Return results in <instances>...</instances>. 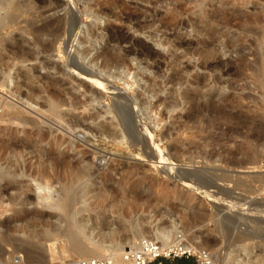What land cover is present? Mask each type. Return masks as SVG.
I'll use <instances>...</instances> for the list:
<instances>
[{"label": "rangeland", "instance_id": "obj_1", "mask_svg": "<svg viewBox=\"0 0 264 264\" xmlns=\"http://www.w3.org/2000/svg\"><path fill=\"white\" fill-rule=\"evenodd\" d=\"M17 3L23 5L20 12L13 10ZM6 14L15 22L0 30V47L13 59L12 67L0 75L1 140L7 139L6 127L32 133L29 125L8 121L9 113H18L42 133L49 132L47 140L35 144L44 149L41 153L60 155L69 146L68 157L78 161L79 152L86 153L100 175L124 164L118 176L109 182L98 180L97 187L127 194L119 204L121 217L109 213L102 202L107 207L104 231L121 225L119 239L128 237V223L138 218L151 224L178 223L186 242L195 243L196 250L206 251L212 259L216 256L218 261L210 259L211 264H223L231 251L242 247H264V217H249V208L264 210V0H10L0 17ZM44 25L49 32L62 30L52 51H45L48 37L33 35ZM87 31L103 37L90 51L89 59H96L92 69L76 57ZM129 49L132 52L124 55ZM25 72L32 80L24 78ZM29 88L38 89L34 101L26 96ZM93 93L100 97L85 110L72 111L55 99L85 104ZM48 99L58 103L56 112L44 106ZM145 99L152 109L143 116L138 105ZM116 107H122L119 115L127 132L121 144L79 126L69 129V114L80 118L105 109L110 111L107 118L118 125ZM17 137L14 143H29L22 134ZM60 138L66 143L52 146ZM29 149L16 151L13 163H21L19 168L37 160L36 150L30 149L32 156ZM228 151L235 152L236 161L249 162L248 168L228 167ZM6 152L0 144L2 168ZM30 171L23 179L34 188L32 179L37 176ZM60 171L56 176L49 171L42 182L45 188L37 194L27 191L28 203L15 205V212L7 200L14 192L7 191L4 180L0 182V223L11 222L8 234L0 226V242L4 236L16 241L0 244V264H69L71 240L55 237L67 227L65 212L54 207L66 181V172ZM90 196L84 201L93 208ZM24 210L29 216L15 221ZM230 224L236 230L232 234L252 237L231 243ZM256 228L260 230L255 232ZM26 242L34 246L29 255L19 245ZM189 260L185 263L195 264Z\"/></svg>", "mask_w": 264, "mask_h": 264}, {"label": "bare ground", "instance_id": "obj_2", "mask_svg": "<svg viewBox=\"0 0 264 264\" xmlns=\"http://www.w3.org/2000/svg\"><path fill=\"white\" fill-rule=\"evenodd\" d=\"M9 1L10 0H0V11L3 10L8 5ZM22 6L17 3L14 6L13 10L15 12H20L22 9ZM87 12L90 15L93 14L89 4L87 7ZM14 22H15V20L13 19V17H10V15H8V14H6L3 17H0V30L4 29L5 27L11 26ZM61 31H62L61 29H56L54 31L49 32L48 26L44 25V26L36 29L33 32V35H37V36L43 35L44 37H48V42H47V44H45V51L46 50L52 51L56 41L59 38ZM105 31H108V28L107 29L105 28ZM88 33L89 34H84L83 38H81L80 44L84 45V48L81 50L80 49L77 50L76 57L78 59L81 58L83 60H86L87 65L92 69V68H95V66H96V59H95V57L89 59V55L91 53L90 51H92L91 49L94 46V44L97 42V40L102 39L103 37L101 35L94 37V35L93 36L91 35V32H88ZM70 38H71L70 40H72V42H73L74 38H72L71 36H70ZM111 38L112 37H109V39H111ZM123 40H120V42H123ZM36 41H38V40L36 39ZM39 42L42 43V41H39ZM25 43H27V42H25ZM116 44H118V43H116ZM41 45H43V44H41ZM31 46H33V45H31ZM36 47H38L37 44H36ZM6 48H8V47L6 46ZM38 48H40V47H38ZM18 49H20V48H18ZM22 50H24V48ZM30 50H32V49H30ZM5 51L6 50L4 48L0 47V75L1 76H4V73L12 67V62H11L13 60L12 56L10 57V56L5 55ZM17 51H19V50H17ZM131 52H132V50H130V49L127 51L125 50V51H123V54L128 55ZM11 54L13 55L15 53L12 52ZM24 54L26 55L28 53H24ZM24 54H23V56H25ZM38 54H40V53L38 52ZM33 56H36V55H33ZM15 58L16 57H14V59ZM23 59L25 61L27 60V58H25V57ZM21 60H22V58H21ZM121 67H123V66H121ZM29 72L24 73L25 74L24 78L25 79L27 78V80H29L31 78V75L29 74ZM20 74H22V73H20ZM117 74H120V73L118 72ZM122 74H124V73L122 72ZM122 74H121V76H122ZM31 80H32V78H31ZM28 82H26V84ZM28 91H29V93L27 92V94H26L28 100L30 99V100L34 101L35 100L34 92H36V91L38 92V89L35 90L33 88H29ZM65 94H67L66 96L72 95V94L66 93V91H65ZM99 97H100V95L98 93H93L92 97L90 96V98L87 100L88 103L84 102L85 104L80 103V102H76V100L74 101L72 98H69L68 99L69 101H67V100L63 101L60 98V96H57L55 99L57 101H59V103H63V102L66 103L72 111H75L80 107L83 109H84V107L85 108H87V107L91 108V103L96 102L95 101L96 98H99ZM44 106L47 107V109L49 111L56 112L57 107H58V103L52 101L51 99H48L45 101ZM138 106H139L140 112L143 114V116H146L148 114V112L152 109L150 102H148V100H146V99L143 101L141 100L139 102ZM123 107H126V106L124 105ZM121 109H122V107H116L115 108V114H117V116L119 117V124L118 125H115L111 121V119L107 118V115L110 114L109 109L95 110L94 112H92L88 115H85L83 117H80V118L79 117L77 118V116L76 117L71 116L72 114L71 115L69 114L68 115V121H69V125L71 124L69 126V129L71 126L73 128L79 126V127H82L84 130H87L88 132H93V133L98 134L100 137L104 136V137H107L113 141L119 140V144H121L122 140L124 139V136H125L124 133H127L126 129L124 128V123H123V121L119 115V112L121 113ZM8 116H10V118H11V120H8V121L17 120L21 124L29 125L31 127V130H32L31 131L32 133L24 134L23 131H18V132L12 131V130H10L11 129L10 127H9L10 129L8 127H6L4 129L6 131L4 136H6L7 139L1 140V139H3V137L0 139V144L4 147V149H7L9 151L8 153L6 152L7 154L3 157V160H4L3 162L6 163V167H4V168L0 167V182L4 180L5 183L3 184V186H5L7 188L9 187V189L7 191L14 192L12 194L9 193V196L7 199L11 203V206L13 205L12 207L9 206L11 208V212H15V211H13L14 210L13 207L15 205L18 206V204L24 205L26 202L28 203L29 199L27 200V196H26L27 191H31V192H33V194H37L39 191H41L45 188L42 185V182L45 181L44 179L46 178L49 171H52L54 174L57 173V171L59 172V170H61L60 171L61 173H62V171H64V173L66 172V181L62 185L63 193L56 200L54 207H56L60 211L65 212L64 217L62 219H63V221H65V223H67V227L63 231H61V234L59 236L58 235L55 236V234H51V235L48 234V237L53 238L55 236V237H61V239L63 238L65 240H71V243L68 247L69 253L68 254L66 253L68 256L69 264H71V261L73 260V258L74 259H90V258L112 259L115 261L116 264H122V261H121L122 254L126 250L136 249L137 246H139L140 241L143 239H150V240L158 243L162 249L178 247V248H181V250H189V251L195 250V251H197L196 250L197 246L195 247L193 245L195 243H191L189 241L186 242V240L183 238L184 233L180 229V227L178 226V223H176V222H170V224H163V225L158 224V223L151 224L153 222V221L149 222L151 220L144 223V222H142L143 220L139 221L137 218L135 221H132V222L130 221L128 223V227H127V230L129 231L128 237L120 238V239L117 237V235H119V231L121 229L119 227H121V225H119L115 229L114 228L111 229L112 227L109 228L108 232H106L107 231L106 229H105L106 231H104V228H105L104 225L105 224L103 222L104 220L102 219V216H103L104 212L106 211L104 209L108 207L109 213H114V214L117 213L115 216L118 215L121 217V211H120L119 204H120L121 200H123V199H125V197H127V194L125 192H121L120 194H115V193L113 194V193H111V191H109L107 193L104 190L99 191V190H97V187L99 185L98 183H100L102 181L109 182V181H111L113 176H118L120 174V172L122 171L124 164L121 165V167H116V169L108 170L106 175L105 174L100 175L97 173V170H95L93 168L94 164L92 162H91L92 164L90 163L89 159L86 157V153L80 151L79 154L81 155V157L78 161L73 160V158L68 157L66 155V153L69 151V146H67L68 151H64L60 155L48 154L47 152L41 153L40 149L42 150L43 148L37 149L35 144H38L39 141L44 142L45 140H47L49 137V134H48L49 132L47 133L45 131L46 133H42L41 129L38 128L36 123H34L32 120L30 121L29 119L23 117L22 115H20L18 113H9ZM5 122L7 123V121H5ZM12 124H14V123H12ZM72 127H71V129H72ZM26 133H27V131H26ZM17 134H22L23 139L29 140V143H27V144L26 143H18V144L14 143L13 140L15 139V137L18 138ZM18 142H20V140ZM48 143H49V141H48ZM52 143H53V145H52ZM52 143H51L52 146L60 147L64 143V140L62 138H60L57 140H53ZM141 144L146 146V141L144 142L143 138L141 140ZM68 145H69V143H68ZM27 148L33 149L32 151L36 150V151H34V153L36 152L35 154L37 157L35 159H37V160L33 159V160H35V163H33L32 160L29 161V162H32V164L27 161L29 164L25 165V163H24L23 169H22V168H19L20 166H22V165H20L21 163H19V165L17 163V165L19 166L18 167L13 163V162H15V161H13V159L18 154L17 153L19 151L18 149L27 150ZM30 149H29V151L31 153ZM230 151L226 152L231 157V160L229 159L228 162L227 161L225 162V164H227L228 167L230 166V167L236 168V169L248 168V167H246L247 166L246 164L249 162L238 161V160L236 161L235 160V152H233V151L230 152ZM1 153H3V152H1ZM149 154L152 155V153H150V152H149ZM1 155L3 156V154H1ZM31 155H32V153H31ZM31 155H30V157L32 159V156H34V154L32 156ZM0 160L2 161V159H0ZM84 161H86V164H84ZM30 170H33V172H35L36 176H37V179H35V178L32 179V181L35 182L34 188H32L31 187L32 185H30L32 182L31 183H30V181L25 182V180L23 179L24 176L29 177V176H26V174H28V171H30ZM56 175L57 174H55V176ZM57 178L61 179L59 177H57ZM58 179H56V181ZM3 186H2V188H3ZM2 190H5V188H3ZM89 195H91L90 196V199H91L90 203H92L94 205L93 208H90L89 207L90 204L88 205L84 201ZM21 196H23V197L21 198ZM28 198H30V197H28ZM104 201L107 203V205H106L107 207L103 206L102 202H104ZM77 203L82 204V205L80 204L81 208L79 210H76L75 212H73L75 205ZM6 204H9V203H6ZM23 205H22V207H23ZM37 205H38V203H37ZM239 206H242V205H239ZM229 207L233 209V208H235V205H232ZM260 209L261 208H259V207L249 208V211L251 212V214H249L250 215L249 217H253V218H251L253 220H255L254 218L264 217V214H263L264 210L260 211ZM22 212H21V214H17V216H15V218H14L15 221L25 220L30 214L29 211L24 210ZM83 213H87V214L91 213V215L84 216ZM14 219H13V221H14ZM10 223L11 222H9V220H8V222L5 221L4 223H0V226H2V229H4L5 234H8V230H10L9 229ZM229 226H230V229L228 230V238H229L231 243H237L238 244L239 242H242V241L246 240L247 238L252 237L251 234L240 233V232L232 234L231 231L236 232V230H233L234 226L232 224H230ZM231 228H233V229L231 230ZM44 229H42V230L44 231ZM257 230H260V229L256 228L255 232H257ZM56 231H58V230H56ZM11 241L16 242L15 240H12L7 236H4V238H2L0 244H5L7 242L10 243ZM82 241H85L89 245H91L90 248L85 247L81 243ZM19 245L25 249V251L28 253V255L30 252H32V250L34 248V246L30 245V243H27V242L26 243H20ZM229 245H230V243H229ZM51 246L52 245H49L47 247L51 249ZM17 247H18V244H17ZM263 248H261V249L259 248V250H256L254 248H247V247H242L241 249H238V250L235 249L236 251H231L229 253L227 259H225L223 261V264H264V249ZM18 250H19V248H18ZM95 250H97V251H95ZM45 251H48V250H45ZM71 253H73V255ZM208 256L210 257V259H212V257L210 255H208ZM215 260H217L216 256L214 257V259H212V261L215 262ZM22 261H23V259L19 258L18 263H21Z\"/></svg>", "mask_w": 264, "mask_h": 264}, {"label": "built area", "instance_id": "obj_3", "mask_svg": "<svg viewBox=\"0 0 264 264\" xmlns=\"http://www.w3.org/2000/svg\"><path fill=\"white\" fill-rule=\"evenodd\" d=\"M209 254L203 250H181L173 247L162 249L158 243L143 239L133 250H126L121 257L122 264H163V261L193 259L195 264H211ZM71 264H116L112 259H73Z\"/></svg>", "mask_w": 264, "mask_h": 264}, {"label": "trees", "instance_id": "obj_4", "mask_svg": "<svg viewBox=\"0 0 264 264\" xmlns=\"http://www.w3.org/2000/svg\"><path fill=\"white\" fill-rule=\"evenodd\" d=\"M187 260H189V259H187ZM175 261L177 264H187V263H185L186 259L181 258V259H176ZM189 262H190V260H189Z\"/></svg>", "mask_w": 264, "mask_h": 264}]
</instances>
